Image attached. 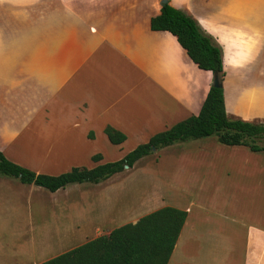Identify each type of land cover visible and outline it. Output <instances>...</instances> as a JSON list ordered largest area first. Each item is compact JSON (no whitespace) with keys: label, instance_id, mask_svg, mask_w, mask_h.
<instances>
[{"label":"crops","instance_id":"crops-1","mask_svg":"<svg viewBox=\"0 0 264 264\" xmlns=\"http://www.w3.org/2000/svg\"><path fill=\"white\" fill-rule=\"evenodd\" d=\"M171 4L189 12L182 3L173 0ZM160 9L159 5L148 10L134 7L131 0L101 7L91 20L96 24L90 30L96 38L94 47L71 70L68 56H62L60 79L55 82L45 81L28 67L34 78L15 80L17 70L12 66L7 43L13 36L32 37L52 16L31 26V32L10 35L14 17L6 14H35L37 0H0V35H7L4 42L0 39V151L38 174L59 175L75 166L92 168L120 159L156 133L198 115L213 72L198 67L174 34L151 28V18ZM200 24L215 35L207 23ZM68 29L57 27L54 39L67 40ZM222 45L228 115L264 122V55L254 48L251 54L234 52L235 56L228 59L226 46ZM250 72L253 82L245 92L239 83ZM108 125L125 133L126 140L111 143L104 132ZM99 140L110 150L119 149L121 155L105 153L97 146ZM158 152L160 160L163 154L172 153L176 166L173 173L200 171L208 173L209 179L211 174L217 176V181L222 179L221 214L201 218L198 211L203 207H196L201 203L191 209L186 203L170 205L187 210L188 217L168 264H264V151L225 145L212 135L178 142ZM98 153L103 159L94 161L92 156ZM225 180L226 188L235 189L229 198ZM84 184L97 185L74 183L52 192L0 175V264H42L58 255L54 253L70 242L69 231L54 229L53 222L70 218V198L56 202L54 196ZM77 210L74 219L81 225L80 229L77 225L76 236L84 241L59 250L62 253L102 235L95 233L97 228L92 229L93 235L86 240L89 233L85 227L90 225L85 226L83 215L88 212ZM199 235L205 236L204 243L195 239Z\"/></svg>","mask_w":264,"mask_h":264},{"label":"rangeland","instance_id":"rangeland-1","mask_svg":"<svg viewBox=\"0 0 264 264\" xmlns=\"http://www.w3.org/2000/svg\"><path fill=\"white\" fill-rule=\"evenodd\" d=\"M117 1L119 0H37L38 11L35 14L7 13L6 15L14 17L12 20L14 28L9 32L10 35L16 32H31V26L39 25L44 18L52 16L46 25L38 27L36 32L32 33V37L29 34L13 36L7 43L6 48L9 49L10 56H13L12 66L14 70H17L13 74L14 79L34 78L31 77L32 74L27 67L33 72L36 71L45 81L51 79L55 82L60 79L61 57L68 56V67L71 70L72 66L78 63L96 42L95 36L91 35L90 31L92 27L96 28V24L91 21L93 16L101 10V7L115 6ZM131 1L134 7L139 6L144 10L160 6V0ZM172 1L170 0L171 3ZM209 2L210 0H174V3H182L181 6L187 7L188 13L198 21L210 26L215 35L201 24L216 38L218 43L225 44L228 59L235 56L234 52L251 54L254 48H259L262 56L264 55V0H214L213 3ZM66 17L69 18L66 19ZM80 24L86 27L88 33ZM65 26L69 28L68 39H54L57 35L55 29ZM226 29H229V35L226 34ZM6 37V34L0 35L2 42L6 40ZM28 56H30L29 62ZM57 58H59L58 65H56ZM246 76L239 83L240 88L245 92L252 86L253 72ZM231 100L230 97V107L234 106ZM97 146L108 155L112 152L118 155L122 153L119 149L106 148L102 140ZM175 167L172 153L163 154L160 160V153L156 151L145 156L133 168L115 174L103 183L69 187L55 195L56 202L70 198L68 210L70 218L63 222H53L54 229L69 231V244L59 250H67L84 241L83 237L77 239L76 236L77 225L79 229L81 225L79 220L74 219L78 212L77 208L80 211L86 209L85 212H88L87 215H83V220L87 219L85 226L90 225L85 227V231L89 233L86 235V240L88 236L93 235L91 234L92 229L97 228L95 233L103 234L107 229L138 220L143 215L165 205L180 206L186 203L187 208L191 209L195 206L194 204L201 203L196 205L198 208L203 207L198 211L201 218L215 212V215L221 214L222 179L217 181V176L212 174L209 179L208 173L200 171L189 172L188 170L173 173ZM231 180H234V175ZM226 181L224 183L225 193L228 191L226 197L229 198L235 189L226 188ZM216 182L218 184L213 187L212 185ZM191 184H197V186ZM93 218L97 221L94 226ZM195 239L198 243L201 241L204 243L205 236L199 235ZM197 246L200 247V245ZM59 250L54 254L62 253Z\"/></svg>","mask_w":264,"mask_h":264},{"label":"trees","instance_id":"trees-1","mask_svg":"<svg viewBox=\"0 0 264 264\" xmlns=\"http://www.w3.org/2000/svg\"><path fill=\"white\" fill-rule=\"evenodd\" d=\"M213 2L210 0L209 3ZM151 28L174 34L198 67L218 72L224 82L223 47L194 16L168 2L151 18ZM104 132L113 144H121L127 138L125 133L111 125L106 126ZM212 135L225 145H243L252 151H264V122L230 117L225 106L224 87L211 86L198 115L189 116L156 133L148 142L137 145L120 159L92 168L75 166L59 175H49L23 167L0 151V175L17 178L22 183H33L52 192L74 183L98 184L125 171L126 165L133 168L140 159L164 147ZM89 136L92 138L93 134ZM92 159L100 161L103 157L98 153ZM187 217L185 209L164 206L42 264H168Z\"/></svg>","mask_w":264,"mask_h":264},{"label":"water","instance_id":"water-1","mask_svg":"<svg viewBox=\"0 0 264 264\" xmlns=\"http://www.w3.org/2000/svg\"><path fill=\"white\" fill-rule=\"evenodd\" d=\"M168 2H170V0H160V1H159L160 8H161L165 3H168ZM223 85H224V83H223V81L220 79V75H219V73H218V72H214V73H213V80H212V84H211V86H214V87H224ZM125 168H126V169H129V166L126 165Z\"/></svg>","mask_w":264,"mask_h":264}]
</instances>
